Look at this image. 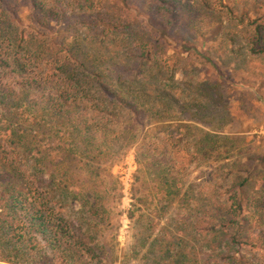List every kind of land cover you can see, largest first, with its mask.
I'll return each instance as SVG.
<instances>
[{
	"label": "trees",
	"instance_id": "obj_1",
	"mask_svg": "<svg viewBox=\"0 0 264 264\" xmlns=\"http://www.w3.org/2000/svg\"><path fill=\"white\" fill-rule=\"evenodd\" d=\"M135 2L0 0V264H115L116 244L101 240L114 190L105 179L126 146L155 188L153 209L136 219L135 248L150 264H264V153L230 159L238 138L204 128L223 116H192L222 98L218 84L180 86L173 77L183 69L164 58L179 35L169 26L197 32L204 13L232 8ZM146 8L165 14L159 25L143 18ZM71 15L72 33H48ZM207 41L244 61L264 58V26L238 42L228 33ZM200 161L229 191L185 183L187 164Z\"/></svg>",
	"mask_w": 264,
	"mask_h": 264
},
{
	"label": "rangeland",
	"instance_id": "obj_2",
	"mask_svg": "<svg viewBox=\"0 0 264 264\" xmlns=\"http://www.w3.org/2000/svg\"><path fill=\"white\" fill-rule=\"evenodd\" d=\"M129 2H133L131 3L133 7L139 5L135 0ZM223 2L232 8V13L228 14L225 8L222 10L224 12L219 14L204 13V21L208 23L198 28L197 32L187 26L176 28L169 26L167 29L170 28L171 33L176 31L175 33L179 35L173 38L167 50L168 54L164 58L167 60V65L179 63L178 67L183 69L181 74L178 73L173 77L174 80H179L180 86L191 82L195 87L199 83L218 84L216 93L222 98L215 99L210 103L209 108L203 111L192 110V116L196 114L203 116V113H207L209 117L207 119H213V115L223 116L224 122L220 123L213 119L204 128L212 131L221 129L224 135L237 137L235 141L237 144L234 145L237 148L231 149L229 157L230 159L240 157L245 161L249 156L264 153V58L252 56L244 61L238 55L241 51L236 50L233 53L227 48L224 50L220 44L208 42L207 36L212 37L214 34L219 37L221 33H228L238 42L250 31L252 32L254 27H263L264 0H223ZM143 10V18L156 25H159L158 21L165 16L154 11L153 8ZM72 16L60 22H53L48 33L53 37L60 33L63 35L72 33L73 27L69 25L70 22L72 23ZM184 41L195 45L209 56L213 64L205 61L199 52L185 51L188 47L183 48L180 45ZM169 73L171 71L166 75ZM193 86V93H197ZM192 125L201 127L194 121ZM214 168V165L201 161L188 163L184 176L185 183L198 185V188L208 192H212L210 187L214 186L217 192L226 193L230 187L227 182L221 183L218 180L219 174ZM107 170L112 176L106 178L105 182L113 181L114 190L104 202L102 225L107 231L101 240L108 244L113 242L116 244L113 247V254L117 256L115 264H150L146 248L136 249L135 244L140 239L136 219L142 213L148 211L150 213V209H153L156 203L153 183L139 170L134 146H126L116 153ZM138 199L145 200V203ZM147 207H150L149 210L146 209ZM159 223L157 229L164 223V218H161ZM115 225L118 226L117 231L114 230Z\"/></svg>",
	"mask_w": 264,
	"mask_h": 264
}]
</instances>
